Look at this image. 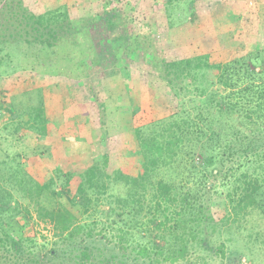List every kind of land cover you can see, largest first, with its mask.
<instances>
[{
	"label": "trees",
	"instance_id": "16d2710c",
	"mask_svg": "<svg viewBox=\"0 0 264 264\" xmlns=\"http://www.w3.org/2000/svg\"><path fill=\"white\" fill-rule=\"evenodd\" d=\"M27 1L0 0L1 74L14 58L23 78L64 60L87 82L56 83L64 106L58 129L41 99L15 104V131L99 143L102 154L85 167H58L41 182L19 156L0 160V264H175L191 247L210 249L216 233L253 212L264 221V12L254 11L256 22L245 8L236 16L218 12L235 29L225 42L209 34L197 44L203 52L179 44L169 59L162 51L172 34L194 28L190 17L217 0H88L77 19L69 13L76 0L41 12ZM97 25L114 58L109 71L90 36ZM214 51L223 58L213 61ZM141 72L174 111L132 129L136 151L123 154L132 163L109 170L107 117L131 106L128 87ZM215 199L223 203L220 217ZM20 220L49 228L55 241L15 235ZM214 253L225 259L223 244Z\"/></svg>",
	"mask_w": 264,
	"mask_h": 264
},
{
	"label": "rangeland",
	"instance_id": "374dc122",
	"mask_svg": "<svg viewBox=\"0 0 264 264\" xmlns=\"http://www.w3.org/2000/svg\"><path fill=\"white\" fill-rule=\"evenodd\" d=\"M66 1L28 0L27 2L37 12H41L56 8ZM83 2H88V0H76L74 6L71 4V0H69L71 4L69 5V13L72 19L78 18L79 6ZM229 4L227 1L217 0L211 3L208 8L206 7L204 11H201L203 10L201 9L197 14L198 18L195 16L190 17V20H195L193 24L195 27L192 28L190 26L189 28L175 31L172 34V45L171 41L169 44L164 45L166 49L163 48V57L172 59L175 55L177 56L175 48L179 44L182 47H188L189 50L187 53L189 54L201 53L203 50L197 44L203 42L205 36L209 34H212L213 37L207 36L206 39L213 40L214 43L216 39L221 43L225 42L235 29L231 25L233 22L230 19L229 21L217 19L221 16L218 15V12H222L223 14L229 11L232 15L236 16L239 11L245 8V11L251 12L249 19L252 22H256L255 18H253L254 11L259 10L264 12V0H245V3H235L228 6ZM198 8H200V5H198ZM219 21L221 22L219 23ZM259 21L262 22L263 20ZM90 34L96 45V55L102 63L104 70L109 71L113 69L114 58L106 40L105 29L102 25H97L91 30ZM262 36L259 42L264 45V35ZM211 53H215L212 56L213 61H219L223 58L217 51ZM7 68L9 72L14 71V75H18L20 72L19 80L14 82V85H19L20 96L14 97L15 100L13 102L17 105L22 104L26 108L27 104L37 106L42 99L46 103V112L51 120L52 129H56L55 127L58 129L61 126L60 124L62 123L64 113V106L55 86L56 83L67 80L74 86L82 87L85 86L84 82H87L84 78H79L80 76L74 70L72 64L64 60L56 63L49 70L38 69L35 72H30V70L24 71L26 74L24 78L19 58H14L11 63L7 64ZM1 72L2 70L0 69ZM91 76V81L95 82L100 77L99 74L97 75L94 72L91 73ZM138 77L128 87L131 106L128 109L125 107L119 110H111L107 117L109 142L106 144L104 151H107L111 156L109 170H114L122 165H130L132 163L131 159L127 160L123 155L125 152L132 154L136 151L131 135L132 129L164 118L174 111L173 106L169 103L167 93H164L162 97L156 98L164 90L162 91L159 85H154V81L146 72L139 73ZM27 87L33 88L31 92L28 95L21 93V90H25ZM57 124L60 126L58 127ZM33 137L29 136L17 143L6 140L4 144L10 148V151L23 146V149L20 150L22 153V159L19 158L20 162L40 182L48 175H51L58 167L63 168V170H68L70 167L75 166L85 167L92 161L99 159V156L102 154V145L100 146L99 143L91 146H85L84 144L78 145L79 143H76L73 139L65 140V138L57 136L49 139L50 147L46 145L43 147L42 142H35ZM34 146L40 147L36 155L31 153V148ZM84 154H86L87 159H83L84 161H82L81 157L80 161L79 157ZM137 157L138 155L134 158L135 163ZM78 160L80 163H77L79 162ZM56 188L59 191V186ZM44 203L46 204V201ZM66 206L69 207L67 204ZM223 212V203L215 199L213 213L220 217ZM13 228L15 230L14 234L17 236L20 234L36 236L39 240H44L42 237L44 236L48 242L55 241L49 228H44L43 225H35L32 222L20 220L16 224H13ZM221 244H223L225 252V259L223 260L214 253V249ZM209 246L210 249L191 247L189 256L184 261L181 260L175 264H264V221L258 213L253 212L242 224L232 226L228 230L225 229L220 235L216 233L210 239Z\"/></svg>",
	"mask_w": 264,
	"mask_h": 264
},
{
	"label": "crops",
	"instance_id": "0c3cea01",
	"mask_svg": "<svg viewBox=\"0 0 264 264\" xmlns=\"http://www.w3.org/2000/svg\"><path fill=\"white\" fill-rule=\"evenodd\" d=\"M1 74V73H0ZM13 73L9 72L7 74L3 73L0 75V160L6 158L7 156H19V158L22 159V153L21 149H23V146H20V148H15L10 151V148L5 146L4 142L6 140H11L14 143L19 142L20 140H23L24 138L29 137L27 133L21 129L15 131L16 126L18 125L19 118L17 117L15 113V102H13L15 99L14 97L20 96V90L18 88V84L14 85V82H17L19 80V74L18 75H12ZM24 86V85H23ZM33 88L27 87L25 90L27 92L26 95H28ZM25 90H21V93L25 94ZM14 104V105H13ZM44 109H45V115L47 118L48 123H51V120L48 116V113L46 112V103L43 102ZM30 105L27 104L28 108ZM28 118L23 117V121H26ZM15 131V132H14ZM60 134V132H58ZM35 142H42V146L50 147L49 139H51L50 136L47 137H33ZM47 143V144H46ZM28 147V146H26ZM40 149L38 146H34L31 148V153L33 155L37 154V151ZM23 162V160H22ZM28 170V169H27Z\"/></svg>",
	"mask_w": 264,
	"mask_h": 264
}]
</instances>
